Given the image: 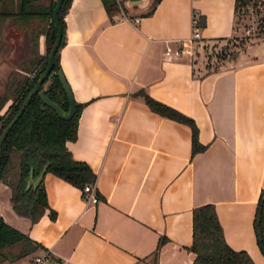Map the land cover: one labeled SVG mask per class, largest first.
I'll use <instances>...</instances> for the list:
<instances>
[{
  "label": "crops",
  "instance_id": "1",
  "mask_svg": "<svg viewBox=\"0 0 264 264\" xmlns=\"http://www.w3.org/2000/svg\"><path fill=\"white\" fill-rule=\"evenodd\" d=\"M148 7L109 15L102 0H70L58 62L81 106L76 135L65 144L93 170L97 199L45 170L48 206L31 221L13 210L8 183L0 181V213L39 242L1 264H26L44 248L76 264H189L192 208L205 201L213 203L226 242L264 264L252 227L264 190V38L248 36L203 68L199 56L164 48L190 33L193 11L194 51L238 33L247 14L235 0H156L142 13ZM14 18H1L4 52L12 70L25 72L45 50L47 18ZM9 26L22 31L13 35ZM139 87L192 116L204 146L192 151L189 124L150 108ZM160 235L166 239L154 254Z\"/></svg>",
  "mask_w": 264,
  "mask_h": 264
},
{
  "label": "trees",
  "instance_id": "2",
  "mask_svg": "<svg viewBox=\"0 0 264 264\" xmlns=\"http://www.w3.org/2000/svg\"><path fill=\"white\" fill-rule=\"evenodd\" d=\"M55 0H48L44 5L41 0H0L1 18L5 15L26 16L37 14L47 18L45 31V50L34 55L31 66L25 72L11 70L5 80V90L0 92V107L8 99L3 110H0V130L17 109L21 99L35 81L47 58V52L54 38L55 27L51 17V10ZM249 0H235V7ZM70 0H62L58 9V20L61 26V37L54 52L53 63L47 75L38 88H42L48 96L56 101L66 111L68 100L64 88L59 80L56 69L58 62V48L64 40L63 14ZM156 0L142 13L152 10ZM106 12L111 15L120 8L126 10L122 0H102ZM14 23L18 24L19 22ZM26 20V19H25ZM199 22V21H198ZM32 72V74H30ZM47 80L46 84L44 82ZM37 88V89H38ZM143 95L150 108L159 113L182 120L190 126L191 150L195 151L204 145L198 140L197 125L192 116L176 107L159 100L141 87L135 90ZM81 102L76 101L75 109L69 117H62L55 109L43 101L37 90L33 91L24 104L21 112L6 131L0 142V181L9 186V201L13 210L18 214L29 217L31 221L37 219L48 206L42 177L33 186H26L28 173L36 175L46 162V169L82 185L94 178V172L84 159L74 157L65 144L67 138L76 135L77 116ZM54 209L48 213L54 215ZM252 227L256 243L264 254V190L260 189L254 206ZM192 239L187 248L194 252L189 264H256L244 248H235L228 244L223 236L221 224L211 201L199 203L192 208ZM166 239L160 235L153 250L156 254L158 245ZM39 246V242L28 236L24 231L15 227L4 219L0 213V259L8 255L20 256Z\"/></svg>",
  "mask_w": 264,
  "mask_h": 264
},
{
  "label": "built area",
  "instance_id": "3",
  "mask_svg": "<svg viewBox=\"0 0 264 264\" xmlns=\"http://www.w3.org/2000/svg\"><path fill=\"white\" fill-rule=\"evenodd\" d=\"M236 8L238 12H245L247 14L246 20L241 24V29L238 33L247 34V36L252 38H264V0H257L255 4H249L246 2L238 5ZM124 18H129V14L124 13ZM133 18L137 19L138 15H133ZM198 23L197 14L193 11L191 16L190 33L187 36L180 38L178 44L166 45L164 53L167 55L173 54L175 56L181 55L182 53H192L194 51V42L199 37ZM30 74H32V72ZM93 187L92 181H86L82 185V196L85 199H97V194ZM41 263L76 264L68 256L64 255H61L58 258H52L49 248H44L42 251L31 254L26 262V264Z\"/></svg>",
  "mask_w": 264,
  "mask_h": 264
},
{
  "label": "water",
  "instance_id": "4",
  "mask_svg": "<svg viewBox=\"0 0 264 264\" xmlns=\"http://www.w3.org/2000/svg\"><path fill=\"white\" fill-rule=\"evenodd\" d=\"M61 1L62 0H55L54 4L52 6L51 17H52L53 24L55 27V33H54L53 41L51 42L50 47H49L48 52H47V58H46L45 65L40 70L35 81L32 83V85L30 86V88L28 89L26 94L21 99V101H20L17 109L15 110V112L12 114V116L9 118V120L4 124V126L0 130V142H1L2 137L5 135L6 131L8 130V128L11 126V124L14 122V120L17 118V116L21 112L24 104L28 100L31 93L35 90H37L38 94L40 95V97L43 101L50 104L55 109V111L57 112V114L59 116L69 117L75 109L76 101H75L74 96L72 94V90L70 88V85H69L68 81L66 80L64 73L62 72L60 67H58L56 69V72H57L59 80H60L62 87L64 88L66 96H67L68 108L66 111H63L62 107L56 101L51 99L48 96V94H46L44 92V90L42 88H38L39 84L41 83L43 78L47 75L48 71L50 70V68L52 66L53 58H54V52H55V50L59 44V41H60L61 26H60V23L58 20L57 12H58L59 6L61 4ZM122 2L127 9L129 8V9L137 10V9L144 8L148 4L149 0H122ZM46 165H47V163L45 162L35 176L32 175L31 171L28 173L27 180H26V186H28L29 184H32L33 186H35L38 183V181L41 179V177H42V175L46 169Z\"/></svg>",
  "mask_w": 264,
  "mask_h": 264
},
{
  "label": "rangeland",
  "instance_id": "5",
  "mask_svg": "<svg viewBox=\"0 0 264 264\" xmlns=\"http://www.w3.org/2000/svg\"><path fill=\"white\" fill-rule=\"evenodd\" d=\"M152 1V0H150ZM257 0H249L248 3H256ZM150 2L146 5L148 7ZM127 9V8H126ZM11 29L10 33L13 35H16L18 32H21L22 30L9 26ZM4 32L0 31V92L5 90V80L9 78L10 71L12 70V66L9 63L11 61L10 57L8 56V52H4L8 48L6 45H4V40L7 41V39H3ZM248 39L247 34L243 33H236L232 36H229L227 40L222 41H207L206 43H203L200 49H195L193 53H191V56H199L202 62L203 68H209L211 66H214L218 63V61L226 56L233 54L237 47L242 46L243 43ZM6 43V42H5ZM11 46V45H10ZM197 48V46H196ZM8 50V49H7ZM12 54V53H11ZM12 59V58H11ZM47 80L44 82L46 84ZM10 98H8L0 107V110H3L8 103ZM9 259L15 257L12 254L7 256ZM3 259V258H1ZM0 259V264H1ZM29 257H27L26 262L28 261ZM45 264V263H42Z\"/></svg>",
  "mask_w": 264,
  "mask_h": 264
}]
</instances>
